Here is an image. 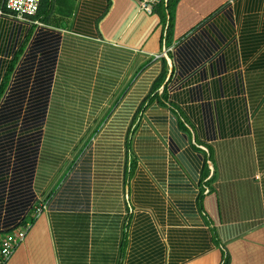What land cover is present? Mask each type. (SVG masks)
<instances>
[{
	"label": "crops",
	"instance_id": "1",
	"mask_svg": "<svg viewBox=\"0 0 264 264\" xmlns=\"http://www.w3.org/2000/svg\"><path fill=\"white\" fill-rule=\"evenodd\" d=\"M174 1L171 43L162 3L149 13L139 0H77L70 27L55 30L0 11V231L39 196L40 95L90 83L97 116L111 108L6 264H264V0ZM164 60L166 96L135 127ZM24 99L25 133L8 132ZM206 158L211 192L199 194Z\"/></svg>",
	"mask_w": 264,
	"mask_h": 264
},
{
	"label": "trees",
	"instance_id": "2",
	"mask_svg": "<svg viewBox=\"0 0 264 264\" xmlns=\"http://www.w3.org/2000/svg\"><path fill=\"white\" fill-rule=\"evenodd\" d=\"M76 1L77 0H42L36 16L33 17L32 20L40 21L54 29H67L71 25ZM160 3L166 5L168 10V30L165 37L167 42L171 43L170 37L172 34L173 8L175 1L163 0ZM0 11L9 12V10L6 9V0H0ZM35 27H37L36 24L33 25V28ZM31 35L32 33L14 57L10 67L11 72L25 55L30 44ZM167 76L168 64L167 61L164 60V66L152 85L150 96H148L137 108L134 118L135 127L139 124L138 120L141 118L144 109L148 106L149 101H160L163 97L165 98L166 93L164 85ZM75 86L81 91L74 90L77 89ZM90 86V83L74 84L62 81L57 83L55 91L51 97L48 98L49 93H47V96H45V94L40 95L37 120L38 127L40 130L43 129V133L41 136L39 172L37 178L39 196L20 224L14 228L5 230L4 233L21 230L30 226L47 210L51 199L57 193L62 183L77 167L88 148L94 142V139L98 136L100 127L111 115L110 108L108 111L106 110L101 115L97 116V106L100 105L102 98L98 96L92 98L88 93L91 90ZM6 87H8V84ZM162 87H164V91L160 94V89ZM84 91L86 93H84ZM114 101V105H117L120 99ZM89 105L92 106L90 109L88 108ZM19 116L20 115L17 114L12 119L8 118L7 130L16 131ZM86 119L88 120V123H90V128L86 132H82ZM135 132L133 130L129 131V140L126 142L125 174L127 179H132L134 177L138 167L137 157L133 154L132 150L129 152L132 135ZM208 174L209 169L206 166L204 168L203 176L206 177ZM48 184L50 186L42 191L41 189L44 186L46 188ZM127 220H129V218ZM128 228L129 224H126L124 229ZM122 235V250L120 251L121 259H123L125 255V249H123V246L125 247L127 241V231L125 230ZM229 262L230 261L226 259L224 264H229Z\"/></svg>",
	"mask_w": 264,
	"mask_h": 264
},
{
	"label": "built area",
	"instance_id": "3",
	"mask_svg": "<svg viewBox=\"0 0 264 264\" xmlns=\"http://www.w3.org/2000/svg\"><path fill=\"white\" fill-rule=\"evenodd\" d=\"M41 1L42 0H6V9L9 10L10 13L14 14L17 18L21 20L24 21L31 20L32 23L36 24L41 29L44 28V29L55 30L54 28L49 27L40 21L32 20V18L36 16L39 10ZM162 1L163 0H139L142 9L146 10L149 13H153L154 7ZM165 52H166L165 54L167 55V50H165ZM163 91H164V87L160 89V93H162ZM140 121L141 118L138 120V122L140 123ZM202 148L206 150L204 147ZM206 166L209 169V175L204 177L202 172V178L200 181L201 186L198 188L199 194L201 193L209 194L211 192V188L207 184L208 180L212 178V174H213L212 165L209 158H206L204 168ZM29 228L30 226L21 230H16L8 233H4L5 230L0 231V264H6L12 257L15 249L19 245L24 243ZM221 264H224V262L222 261Z\"/></svg>",
	"mask_w": 264,
	"mask_h": 264
},
{
	"label": "rangeland",
	"instance_id": "4",
	"mask_svg": "<svg viewBox=\"0 0 264 264\" xmlns=\"http://www.w3.org/2000/svg\"><path fill=\"white\" fill-rule=\"evenodd\" d=\"M167 52H168V50H167ZM166 52L165 51H163V56H165L166 54H165ZM26 100L24 99V100H22L20 103H18L17 104V107L18 108H21L20 110H22L21 111V115L18 117V125H17V128H16V133H25L24 131L26 130L25 128V118H24V116H23V110L26 108ZM8 129H10V128H8ZM42 132H43V129L41 130ZM8 132H13V131H11V130H8ZM12 155V154H11ZM8 159H9V156H8ZM9 162H10V159H9ZM8 162V167H7V170H8V172H11V171H13L14 169H15V164L16 163H14V162H16V161H14V159H13V155L11 156V162L9 163ZM12 179H13V177L9 180L8 179V183H10L11 185H8V189L10 188H12ZM24 180L25 181H23V184L25 183L26 185L24 186V188L25 189H27V190H31V188L29 187V186H27V183H28V181H29V179H26V178H24ZM25 192V191H24ZM27 192V194H30V192L29 191H26Z\"/></svg>",
	"mask_w": 264,
	"mask_h": 264
}]
</instances>
